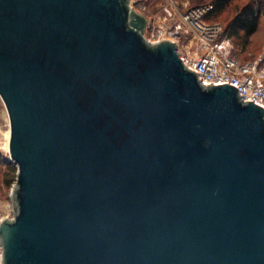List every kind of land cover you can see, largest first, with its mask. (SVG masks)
<instances>
[{"label": "water", "instance_id": "1", "mask_svg": "<svg viewBox=\"0 0 264 264\" xmlns=\"http://www.w3.org/2000/svg\"><path fill=\"white\" fill-rule=\"evenodd\" d=\"M147 26L131 0H0L1 264H264V107Z\"/></svg>", "mask_w": 264, "mask_h": 264}, {"label": "built area", "instance_id": "2", "mask_svg": "<svg viewBox=\"0 0 264 264\" xmlns=\"http://www.w3.org/2000/svg\"><path fill=\"white\" fill-rule=\"evenodd\" d=\"M169 1L172 11L177 13L176 5L172 0ZM210 10H212L211 6L197 7L190 9L184 15L179 14L186 25V30L183 31L179 26L171 27L162 31L155 41L160 39L174 41L187 68L194 69L202 85L236 83L244 102H258L264 107V51L256 59L244 63L230 55L227 41L218 38L219 28L204 23L203 18ZM163 11L168 13L169 10L163 9ZM147 29H149V21ZM190 35L192 38H188ZM198 48L202 50L198 51ZM7 209L9 211L3 217H11L10 204Z\"/></svg>", "mask_w": 264, "mask_h": 264}, {"label": "rangeland", "instance_id": "3", "mask_svg": "<svg viewBox=\"0 0 264 264\" xmlns=\"http://www.w3.org/2000/svg\"><path fill=\"white\" fill-rule=\"evenodd\" d=\"M177 7V13L170 8L169 0H137L131 1V6L137 12L145 15L149 21V29L145 31V37L151 41H155L162 31L168 30L171 27L179 26L186 30V25L183 23L182 18L179 16L184 15L187 11L197 7H212L203 18L204 23L216 26L218 30L219 40L227 41L230 47V55L234 56L240 62H249L256 59L264 51V0H233L221 12L214 11L213 4L210 0H172ZM246 5H254L259 16V26L255 34H253L246 45H243L240 38L230 37V25L232 24L235 16L239 10ZM163 9H168V13ZM162 15V16H161ZM193 35V34H192ZM190 35L188 38H190ZM192 38V37H191ZM194 48V47H193ZM202 50L201 48L197 49ZM9 135V122L7 113L2 100L0 99V218L7 214L9 195L12 183L6 185L5 176L7 170L14 169L16 174V167L9 161L7 137ZM9 139V138H8ZM6 143V144H5ZM7 146V147H6ZM14 174V175H15Z\"/></svg>", "mask_w": 264, "mask_h": 264}, {"label": "trees", "instance_id": "4", "mask_svg": "<svg viewBox=\"0 0 264 264\" xmlns=\"http://www.w3.org/2000/svg\"><path fill=\"white\" fill-rule=\"evenodd\" d=\"M213 4L214 11L221 12L224 10L233 0H210ZM258 11L254 9V5H246L239 10V13L235 16L232 24L230 25V37L240 38L243 45H246L249 38L256 33L259 26ZM2 159H0V165ZM15 170L8 169L5 180L6 185L12 183L15 180Z\"/></svg>", "mask_w": 264, "mask_h": 264}, {"label": "bare ground", "instance_id": "5", "mask_svg": "<svg viewBox=\"0 0 264 264\" xmlns=\"http://www.w3.org/2000/svg\"><path fill=\"white\" fill-rule=\"evenodd\" d=\"M6 137H7V145H8V138H9V135L7 134ZM5 144H6V143H5ZM6 147H7V146H6Z\"/></svg>", "mask_w": 264, "mask_h": 264}]
</instances>
